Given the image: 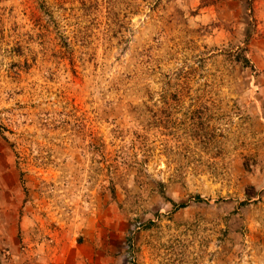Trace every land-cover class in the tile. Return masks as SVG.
I'll return each mask as SVG.
<instances>
[{
    "label": "rangeland",
    "instance_id": "374dc122",
    "mask_svg": "<svg viewBox=\"0 0 264 264\" xmlns=\"http://www.w3.org/2000/svg\"><path fill=\"white\" fill-rule=\"evenodd\" d=\"M17 255L264 264V0H0Z\"/></svg>",
    "mask_w": 264,
    "mask_h": 264
},
{
    "label": "crops",
    "instance_id": "0c3cea01",
    "mask_svg": "<svg viewBox=\"0 0 264 264\" xmlns=\"http://www.w3.org/2000/svg\"><path fill=\"white\" fill-rule=\"evenodd\" d=\"M27 250H25L26 252ZM18 257V261H17V264H39L36 262V260L32 257H24L22 258V261H21V257H19V255H17ZM31 256V255H30Z\"/></svg>",
    "mask_w": 264,
    "mask_h": 264
},
{
    "label": "trees",
    "instance_id": "16d2710c",
    "mask_svg": "<svg viewBox=\"0 0 264 264\" xmlns=\"http://www.w3.org/2000/svg\"><path fill=\"white\" fill-rule=\"evenodd\" d=\"M195 200H196L197 202H201V201H203V199L201 198V196H196V197H195Z\"/></svg>",
    "mask_w": 264,
    "mask_h": 264
}]
</instances>
